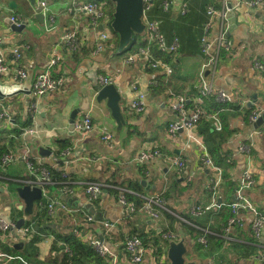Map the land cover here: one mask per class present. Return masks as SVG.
I'll return each mask as SVG.
<instances>
[{"label": "crops", "instance_id": "crops-1", "mask_svg": "<svg viewBox=\"0 0 264 264\" xmlns=\"http://www.w3.org/2000/svg\"><path fill=\"white\" fill-rule=\"evenodd\" d=\"M78 1H104L108 19L92 25L88 14L77 9ZM252 1L184 0L187 5L185 14L181 12L182 6L174 10L172 5L170 12L163 16L161 31L169 41L177 37L181 47L169 57L159 54L172 69L167 74L163 70L150 69L142 59L128 61L131 53L146 44L144 36L130 54L118 53L119 36L111 28L115 11L111 0H49L50 11L39 19L35 12L36 0H0V49L10 67L8 74L1 75L0 83L17 84L23 88L0 99V113L8 110L12 115L11 122L0 116V131L13 127L15 117L19 119L17 126L23 129L16 147L0 157V218L15 226L20 218H24V225L20 228L26 227L28 222H31L28 226H33L29 239H19L15 229L0 232V252L5 254L0 257V264H23L20 257L18 260L9 258L12 255L3 246L9 244L22 251L36 233L42 238L29 255H33L37 263L62 255V250L68 251L69 247L64 243H61L60 250L54 249L56 235L46 229L48 221L40 223L35 218L40 204L48 207L51 201L61 199L60 188L66 181L75 187V194L69 201L75 211L57 206L55 214L48 213L53 227L62 236L75 234L85 243L89 236L99 237L111 252L106 258L102 257L103 262L95 259L85 261V264H133L124 243L128 237L137 234L144 236L146 249L143 260L137 264H170L167 256L169 242L181 239H185L187 245V261H196L197 264H264V236L260 239L253 236V214L250 211L240 210L238 217L242 225L233 226L229 237L221 234L229 215H232L227 210L228 204L235 199L238 179L246 169L250 170L255 181L247 189L248 197L264 215V124L255 128L250 118L255 109L264 107V70L258 67V63L264 64V3L252 5ZM210 7L218 12H234L227 15L226 20V37L232 47L230 51L222 50L216 75L208 71L204 73L215 90L224 89L233 97V103L241 105L239 112L225 119L220 115L223 109H216L209 99L211 97H203L199 90L203 58L199 50L206 34V12ZM154 10L160 12L159 3H155ZM17 16L21 23L27 22L21 32L10 27V21ZM220 20L216 15L210 30L211 38L218 33ZM104 32H108L110 38L103 43L101 50H97L98 40ZM68 33L78 41L75 50L66 45ZM15 47H20L19 59L13 55ZM152 51L157 54L155 47ZM54 55L61 58L51 68L52 74L55 78L61 77L62 83L37 97L32 90L33 82L49 67ZM19 68L27 73V77L14 80V70ZM102 74L113 77V83L122 95L126 125L120 129L106 100L97 99L98 76ZM160 75L167 78L161 90L156 87ZM139 93L144 95L146 112L129 109ZM173 93L187 97V115L200 108L206 119L215 112L221 116L222 129L219 131L222 137L214 140L211 144L213 151L209 150L223 175V182L214 189L215 173L204 167L200 158L203 152L200 141L207 145L200 127L193 132L196 139L185 131L175 137L168 132L169 123L177 119L169 98ZM86 98L88 108L81 109ZM33 104L35 113L31 114L29 109ZM87 112L92 114L94 129L84 135L72 129L71 124L72 119L76 117L74 123L80 121ZM104 132L113 136L112 142L102 140ZM60 140L70 143L61 152ZM241 144L250 147L249 154L239 151ZM40 146L51 149L52 154L40 155ZM155 148L161 156L146 160L138 158L141 151ZM65 151L68 153L64 154ZM5 155L13 157L6 166L1 165ZM175 156L183 159V168L170 167V160ZM228 157H233L231 163L227 162ZM30 161L43 165L50 172L51 168H56L66 179L54 180L51 172L52 182L46 186V195L42 190V199L36 202L32 214L26 215L17 187L30 184L42 189L29 182L35 179L29 169ZM128 179L142 185L145 181L144 192L139 193L142 198L144 193L164 191L166 208L159 210L158 218L141 209L133 210L135 205L127 199V203L120 200L123 191H131L120 186ZM89 181L104 184L103 193L94 205L84 191L85 183ZM198 207L209 209L199 215L191 212V208ZM88 215L94 220H87ZM105 220L113 223L112 226L104 227L101 221ZM202 236L208 240L206 245L199 241ZM17 243L23 245L16 247Z\"/></svg>", "mask_w": 264, "mask_h": 264}, {"label": "built area", "instance_id": "built-area-1", "mask_svg": "<svg viewBox=\"0 0 264 264\" xmlns=\"http://www.w3.org/2000/svg\"><path fill=\"white\" fill-rule=\"evenodd\" d=\"M35 5V12L36 13H43L48 14L50 11L49 8V0H36ZM144 2V14L143 19L145 22V34L144 40L146 44L140 46L136 51L131 53L128 56L129 62H135L138 58L142 59L143 62L153 70H163L167 74L172 72V69L160 58L159 54L154 53L152 48L155 47L157 51L162 55H173L180 50L181 44L177 37H174L170 41L166 38L164 33L161 31V24L163 21V16L166 15L172 9V5L174 3L173 0H143ZM104 1H89V2H80L76 5L77 9L80 11L85 12L88 14L90 22L92 25H99L100 22L104 19H108V15L104 9ZM155 3H159L160 12H156L154 10ZM264 0H254L251 2L252 5L255 4H262ZM182 14L187 12V5L183 3L182 5ZM207 22L205 24V31L206 34L201 40V55H202V65L200 71V94L203 97H213L214 101L222 104H227L233 102V97L227 93L224 89H217L215 90L212 82H210V78L204 76L205 71L210 72L212 75H216L218 64L221 59V52L222 50H228L232 47V42L226 37L227 31V13L225 11L218 12L213 7H210L207 12ZM216 15L220 16V25L218 33L214 38L210 37V30L215 23ZM12 21L14 23L20 24L21 19L17 17H13ZM66 45L69 49L75 50L78 47V41L73 34L68 33L66 36ZM108 38L110 35L108 32H104L100 36V40H98L96 49L101 50L103 48V43L108 42ZM2 42V38L0 37V43ZM20 47H15L12 52L16 59L21 57ZM59 55H54L50 60L49 67L39 75H37L36 79L33 82L32 90L34 95L37 97L44 95L45 93L55 89L59 84L62 83V78L54 77L52 74L51 68L60 60ZM258 67L264 70V64L258 63ZM10 72V67L6 61V58L0 49V76L2 74H8ZM27 73L23 69H16L13 73L14 80H19L22 78H26ZM114 79L110 75H99L98 76V83L101 86H105L107 84L113 83ZM114 84V83H113ZM170 103L172 106L173 111L177 115V119L171 121L168 126V132L171 136L175 137L178 135L179 132L185 131L188 132L189 137L195 136L193 135L194 130L196 129L199 120L203 116L204 112L197 108L192 115H187L186 113V106H187V97L183 94H176L173 93L170 97ZM35 104L30 107L29 111L31 114H34ZM130 111L135 112H146L145 110V102H144V95L142 93L138 94V97L134 100L133 103L129 106ZM264 111V107L257 108L251 115V121L255 122L259 118V116ZM2 119L7 122L12 121V115L8 112V110H3L0 113ZM212 119V124L214 130H221V121L217 115L214 113L210 116ZM94 129V121L91 113H86L82 120L76 121L74 123V130L79 131L82 134H89ZM102 140L106 143L113 141V136L107 132L102 134ZM201 148L203 152L201 154V160L204 164L203 166L207 169H212L215 173V178L213 181L212 189L223 182V175H222V168L215 164L213 158L211 157L207 147L204 143L200 141ZM239 151L245 154L250 153V147L246 144H241L239 147ZM68 151H65L64 154H67ZM161 156L160 151L158 148L153 150H143L139 154L140 160L146 159H153L155 157ZM13 160L12 155H5L2 158L1 165L6 166L10 164ZM227 162L231 163L233 157H228ZM184 161L178 156L172 157L170 160V167L171 168H183ZM29 169L34 174L35 179L29 181L33 185H38L42 187L44 195H46V186L52 182L51 172L48 168L44 167L43 165H37L33 162H28ZM66 176V174H64ZM255 183L254 177L251 174L249 169H246L240 178L238 179L237 183V191L236 197L233 202L230 204V209L232 215L227 221V224L224 228L225 237H229L232 227L236 225H242L241 218L238 217L239 212L241 209H245L250 211L253 214V222H252V230L256 239H260L264 236V215L260 211V209L249 199L247 194V189L251 188ZM104 189V184L97 182V181H89L85 183L84 191L87 195L88 201L91 205L96 203ZM124 192V191H123ZM75 194V187L72 184H69V181H66L62 184L60 188V200L51 201L47 207L48 213L50 215L55 214L56 207L58 206L61 209L67 211H75L72 209L69 201L72 199L73 195ZM164 191H160L157 193H144L143 198L145 199V204L143 205L141 210H144L153 218H158L160 215L159 210L166 208V200L163 196ZM120 200L123 203H127L126 197L122 194L120 196ZM130 206V204H129ZM209 208H192L191 211L195 213V215H199L203 212V210H208ZM87 220L93 221L94 218L90 215L87 216ZM104 227L109 228L112 226L108 220L104 222L101 221ZM33 226H26L20 229H16L14 223L8 222L7 220L0 218V232L7 233L12 231L13 229L16 230L17 237L19 239H29V233L32 230ZM170 235H165L168 237ZM199 241L206 245L208 240L206 236L200 237ZM87 243L91 245L94 250L103 258L111 255L110 249L106 242L99 237H92L89 236L87 238ZM125 250L129 256V261L133 264L140 263L143 260L145 255L146 249L144 246V242L138 235H132L125 240L124 243ZM5 256V254L0 252V257ZM9 258H13V256H8ZM262 260L264 262V252L262 254ZM25 264H31L23 260Z\"/></svg>", "mask_w": 264, "mask_h": 264}, {"label": "trees", "instance_id": "trees-1", "mask_svg": "<svg viewBox=\"0 0 264 264\" xmlns=\"http://www.w3.org/2000/svg\"><path fill=\"white\" fill-rule=\"evenodd\" d=\"M140 39H142L141 36L136 35L132 46L127 48L126 50H124L122 53L128 54L129 52H133L135 49V46L138 44ZM142 43H143V41H141V44ZM157 53L160 54L158 51H157ZM164 56H167V55H164ZM167 57H169V56H167ZM167 57L165 59H167ZM157 79L158 80H156V81L158 84H156V87H158L161 90L163 87H165V83H167V78H166V76L160 75L159 77H157ZM209 99L211 100V102H213V105H216V109H223L224 112L222 111V113L220 115L224 119L229 115L236 114L237 112H239V110L241 108V105L239 106V104H237V103L231 102V103H227V104H222V103H218V102L215 103L216 101L213 100L214 99L213 97H211ZM223 105H225V106H223ZM215 113H217V112H215ZM204 114H205V112H204ZM204 114L201 117V119L199 120L197 126L200 127V132H201L204 140L207 142L206 147L208 146L207 147L208 151L209 150L213 151V149L211 148V144L219 136L222 137V133L220 131L214 130L213 124L210 120V117H209V119H206ZM217 115L219 117L218 113H217ZM220 117H219V119H220ZM13 122H14L13 127H7V129L5 128L4 130L0 131V157L4 153L9 152L10 150H12L16 147V145L19 141L18 138L23 131L22 127L17 126V124H19V119H17L15 117ZM59 142L61 143L60 152L63 149L67 148V146L68 147L70 146V143H68V141H61L60 140ZM211 151H209L210 155L212 153ZM31 161H34V160H31ZM51 172L53 173L54 180L63 181L64 179H66V177L62 176L61 171H59L56 168H51ZM107 182H110V181L108 180ZM120 186L127 187L131 190L130 192H125L124 194H125L127 201L129 203H132L133 206L135 205L133 210L142 209L145 201L139 195V193L144 192V186L140 182L135 181V180H131V179L122 181ZM119 192L121 193V191H116L117 194H119ZM163 196H164V194H163ZM232 202L233 201H231L228 204V209H227L230 213H231L230 204ZM230 216H231V214L229 215L228 219L230 218ZM35 218L37 219L36 221H38L40 223L43 220H44V222L48 221L47 222L48 225H46V229L48 231H50L52 234L56 235V241L54 243L53 248L56 250H60L61 243H64V244L68 245V247H69L68 251L62 250L61 251L62 255L54 257V258H50L46 262H43V263H41V262L37 263L36 258L31 254L29 255V253L31 251H34L36 249L37 242H39L42 238L39 233H36V235L32 236L31 239L29 241H27L28 242L27 246L22 251L17 250L14 246H11L9 244H6L3 246L4 249L7 252H10V254L14 257V260H18L17 257H20L19 259H21L22 262H23L22 259H24L28 263H31V264H85V261L95 260V259L97 262H103L102 261L103 258L97 254V252L94 250V248L91 245H89L88 243L80 241L76 237L75 234H68V235L62 236L61 234L57 233L56 229L53 227V225L50 221L51 217L48 215L47 207L45 206L44 203L42 204V207L40 204V208H39ZM228 219H227V221H228ZM30 223L31 222L26 223L25 226H28ZM225 224H227V222ZM221 234H224V232H221ZM137 235L140 236L142 238V240L145 242V238L143 235H141V234H137ZM159 251H160V248H159ZM19 255H21V256H19ZM15 262L20 263L19 261H15ZM23 264H25V263L23 262Z\"/></svg>", "mask_w": 264, "mask_h": 264}, {"label": "water", "instance_id": "water-1", "mask_svg": "<svg viewBox=\"0 0 264 264\" xmlns=\"http://www.w3.org/2000/svg\"><path fill=\"white\" fill-rule=\"evenodd\" d=\"M115 4V11L113 13V19L111 21V28L119 36L118 53L123 52L127 48L131 47L135 36H144L145 34V22L143 19L144 14V2L143 0H111ZM184 0H176L173 4L174 10H179L182 6ZM228 16L234 14L232 10L228 11ZM38 19L44 17V14H37ZM232 22V18L230 19ZM27 22L24 20L22 23L17 24L10 21V27L21 32L26 28ZM1 78V76H0ZM97 99L98 101L106 100V104L111 111L113 118L117 121L119 129L126 125V118L122 109V95L118 90L117 86L113 83L107 84L105 86L98 85ZM23 88L20 85H2L0 83V99L12 95L14 93L20 92ZM88 108V98L85 99L84 104L81 109ZM76 114V110L73 115ZM76 118V117H75ZM74 118V119H75ZM74 119H72L71 128H74ZM264 124V111L259 116L257 121L254 122V127L258 128ZM40 155L50 156L52 150L40 146L38 148ZM145 181H143V185ZM17 193L19 197L24 201V213L26 215L32 214L35 204L37 201L42 199V189L37 186H31L30 184H25L17 187ZM24 218H20L16 227L20 228L24 225ZM23 245V243L15 244L16 247ZM187 245L185 239L179 241L171 240L169 242V247L167 251V256L170 260V264H197L196 261H187Z\"/></svg>", "mask_w": 264, "mask_h": 264}, {"label": "rangeland", "instance_id": "rangeland-1", "mask_svg": "<svg viewBox=\"0 0 264 264\" xmlns=\"http://www.w3.org/2000/svg\"><path fill=\"white\" fill-rule=\"evenodd\" d=\"M39 14H43V13H39ZM138 49V48H137ZM129 54H130V52H129ZM145 110H147L146 109V106H145ZM110 134V133H109ZM122 194L125 196V194H124V192H122ZM121 194V195H122ZM192 209V208H191ZM190 211V210H189ZM254 218V217H253ZM252 222H253V219H252ZM252 222H251V230H252ZM252 233H253V230H252ZM253 236H254V233H253ZM255 237V236H254Z\"/></svg>", "mask_w": 264, "mask_h": 264}, {"label": "bare ground", "instance_id": "bare-ground-1", "mask_svg": "<svg viewBox=\"0 0 264 264\" xmlns=\"http://www.w3.org/2000/svg\"><path fill=\"white\" fill-rule=\"evenodd\" d=\"M192 213H194L193 211H191ZM195 214V213H194Z\"/></svg>", "mask_w": 264, "mask_h": 264}]
</instances>
